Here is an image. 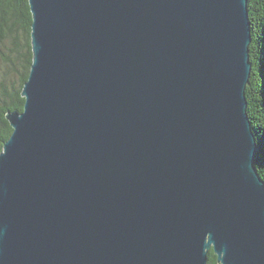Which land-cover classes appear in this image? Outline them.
Masks as SVG:
<instances>
[{
  "label": "water",
  "instance_id": "95a60500",
  "mask_svg": "<svg viewBox=\"0 0 264 264\" xmlns=\"http://www.w3.org/2000/svg\"><path fill=\"white\" fill-rule=\"evenodd\" d=\"M28 2L0 264H264L248 0Z\"/></svg>",
  "mask_w": 264,
  "mask_h": 264
},
{
  "label": "trees",
  "instance_id": "16d2710c",
  "mask_svg": "<svg viewBox=\"0 0 264 264\" xmlns=\"http://www.w3.org/2000/svg\"><path fill=\"white\" fill-rule=\"evenodd\" d=\"M247 7L252 39L247 113L259 146L256 167L264 181V0H248ZM31 26L28 0H0V153L13 133L7 114L24 110L22 90L28 81L33 57ZM208 264H219L213 250Z\"/></svg>",
  "mask_w": 264,
  "mask_h": 264
},
{
  "label": "rangeland",
  "instance_id": "374dc122",
  "mask_svg": "<svg viewBox=\"0 0 264 264\" xmlns=\"http://www.w3.org/2000/svg\"><path fill=\"white\" fill-rule=\"evenodd\" d=\"M5 54H8L7 52H5ZM1 64H2V60H1V56H0V66H1Z\"/></svg>",
  "mask_w": 264,
  "mask_h": 264
}]
</instances>
